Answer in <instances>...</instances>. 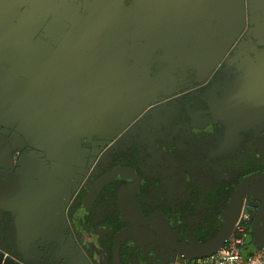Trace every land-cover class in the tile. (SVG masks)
Listing matches in <instances>:
<instances>
[{"label": "flooded vegetation", "instance_id": "af4514ba", "mask_svg": "<svg viewBox=\"0 0 264 264\" xmlns=\"http://www.w3.org/2000/svg\"><path fill=\"white\" fill-rule=\"evenodd\" d=\"M96 1L0 0L9 93L45 73L48 116L74 132L63 206L35 252L115 264L114 237L131 230L119 264H167L242 212L244 244L264 243V0Z\"/></svg>", "mask_w": 264, "mask_h": 264}, {"label": "crops", "instance_id": "0c3cea01", "mask_svg": "<svg viewBox=\"0 0 264 264\" xmlns=\"http://www.w3.org/2000/svg\"><path fill=\"white\" fill-rule=\"evenodd\" d=\"M96 3L102 11L104 2ZM19 62L23 68L22 57ZM30 76L31 82L10 94L9 76L0 74V128L5 138L0 146H8L0 149V264H16L19 256L32 264H48L35 250L62 209L64 170L74 154L69 142L74 132L48 116L45 73ZM14 150L20 153L18 159L12 156ZM7 248L16 257L8 260L2 252Z\"/></svg>", "mask_w": 264, "mask_h": 264}, {"label": "built area", "instance_id": "2783aa9c", "mask_svg": "<svg viewBox=\"0 0 264 264\" xmlns=\"http://www.w3.org/2000/svg\"><path fill=\"white\" fill-rule=\"evenodd\" d=\"M249 215L242 212L232 235L218 252L200 259L175 258L167 264H264V244L246 246L245 228Z\"/></svg>", "mask_w": 264, "mask_h": 264}, {"label": "water", "instance_id": "95a60500", "mask_svg": "<svg viewBox=\"0 0 264 264\" xmlns=\"http://www.w3.org/2000/svg\"><path fill=\"white\" fill-rule=\"evenodd\" d=\"M254 93L257 94L259 92H254ZM4 148L6 149L8 148L7 143H5V145L1 144L0 149H4ZM232 201L233 199L231 200L230 206H232ZM236 220H237V217L234 218V217L228 216V218L226 219V224L220 230V232L203 244H198L194 241H190L189 244L176 245V246H173L172 249L175 252H177L180 255V258L183 260H193V259H200V258L208 257L218 252L220 249H222L227 239L232 235V229L236 223ZM145 222L150 224L152 223V220L147 219ZM132 232L133 231L131 230L130 231L124 230L115 235L114 242H113V260L115 264H119V248H120L121 242ZM135 232H136L135 237L141 239L142 235L137 231ZM250 240H251V237L247 236L246 244L250 243ZM165 263L166 262H164L163 264Z\"/></svg>", "mask_w": 264, "mask_h": 264}, {"label": "rangeland", "instance_id": "374dc122", "mask_svg": "<svg viewBox=\"0 0 264 264\" xmlns=\"http://www.w3.org/2000/svg\"><path fill=\"white\" fill-rule=\"evenodd\" d=\"M124 0H113L112 2H113V4H116V6L117 7H119V6H121L122 5V2H123ZM135 2H137V1H139V0H134ZM90 3V6H91V2H89ZM132 4L134 5L135 3L134 2H132ZM116 7V8H117ZM113 11V9L110 7L106 12L107 13H111Z\"/></svg>", "mask_w": 264, "mask_h": 264}]
</instances>
